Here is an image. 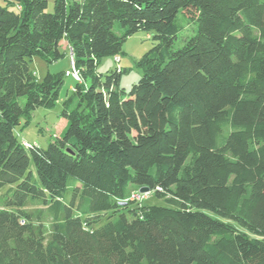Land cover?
Instances as JSON below:
<instances>
[{
  "label": "trees",
  "instance_id": "obj_1",
  "mask_svg": "<svg viewBox=\"0 0 264 264\" xmlns=\"http://www.w3.org/2000/svg\"><path fill=\"white\" fill-rule=\"evenodd\" d=\"M139 30L154 45L127 90L131 68L99 66ZM67 54L65 125L26 143L67 76L31 62ZM5 187L0 264H264V0H0Z\"/></svg>",
  "mask_w": 264,
  "mask_h": 264
},
{
  "label": "rangeland",
  "instance_id": "obj_2",
  "mask_svg": "<svg viewBox=\"0 0 264 264\" xmlns=\"http://www.w3.org/2000/svg\"><path fill=\"white\" fill-rule=\"evenodd\" d=\"M54 0H50V8H52ZM154 40L151 35L145 30H139L130 37L127 38L123 45L122 52L119 53L121 60L115 61L114 55L106 56L102 59L99 66V71L105 74L111 68L116 66L131 68L128 73L124 74L122 78V86L127 90L131 88L143 73V69L136 65L137 60L152 46ZM32 69H36V73L39 78H42L48 70L66 71L74 67L73 59L70 54H67L65 58L59 61L48 63L40 57H35L31 62ZM75 84V80L66 76L63 85L60 88V96L57 104L52 107H39L37 108L30 117V122L24 124L25 117L22 119V124L18 125L15 129L16 134L21 140L30 142L32 144H38L42 147H47L52 137L62 129L65 125L63 117L60 115V111L63 108V100L73 93L71 85ZM32 170L35 171V166L32 164ZM7 187L2 189L0 192H5ZM150 193V192H149ZM68 198L72 196V192L69 189L67 192ZM1 202V199H0ZM145 203H157L164 204V200L152 195L148 199L144 200ZM33 213L34 222L37 225L41 224L43 233L46 238L49 239L53 229V222L50 214L45 213L42 218L37 215V206H29Z\"/></svg>",
  "mask_w": 264,
  "mask_h": 264
},
{
  "label": "built area",
  "instance_id": "obj_3",
  "mask_svg": "<svg viewBox=\"0 0 264 264\" xmlns=\"http://www.w3.org/2000/svg\"><path fill=\"white\" fill-rule=\"evenodd\" d=\"M73 59V57H72ZM121 60L120 56L119 55H116L115 56V61L119 62ZM73 65H74V60H73ZM66 75L67 76H71L73 79L75 80H79L80 77H79V74L75 68V66L71 69H68L66 71ZM150 193L147 191V192H141L140 190L138 191H133L132 195H131V198L134 199V200H138V201H141L142 199H146L147 197H149Z\"/></svg>",
  "mask_w": 264,
  "mask_h": 264
},
{
  "label": "water",
  "instance_id": "obj_4",
  "mask_svg": "<svg viewBox=\"0 0 264 264\" xmlns=\"http://www.w3.org/2000/svg\"><path fill=\"white\" fill-rule=\"evenodd\" d=\"M150 189H149V187H147V186H142L141 188H140V191L141 192H147V191H149Z\"/></svg>",
  "mask_w": 264,
  "mask_h": 264
}]
</instances>
